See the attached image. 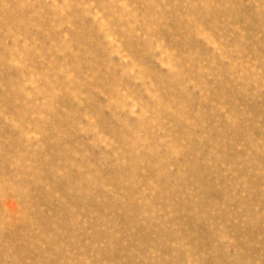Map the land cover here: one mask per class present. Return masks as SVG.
Instances as JSON below:
<instances>
[{
  "label": "rangeland",
  "instance_id": "rangeland-1",
  "mask_svg": "<svg viewBox=\"0 0 264 264\" xmlns=\"http://www.w3.org/2000/svg\"><path fill=\"white\" fill-rule=\"evenodd\" d=\"M0 264H264V0H0Z\"/></svg>",
  "mask_w": 264,
  "mask_h": 264
}]
</instances>
